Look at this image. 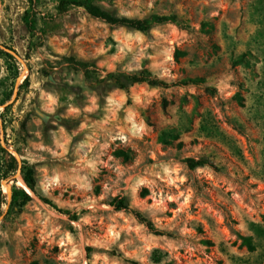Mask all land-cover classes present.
<instances>
[{
  "label": "rangeland",
  "instance_id": "rangeland-1",
  "mask_svg": "<svg viewBox=\"0 0 264 264\" xmlns=\"http://www.w3.org/2000/svg\"><path fill=\"white\" fill-rule=\"evenodd\" d=\"M61 1L0 0V264H264V0Z\"/></svg>",
  "mask_w": 264,
  "mask_h": 264
},
{
  "label": "trees",
  "instance_id": "trees-1",
  "mask_svg": "<svg viewBox=\"0 0 264 264\" xmlns=\"http://www.w3.org/2000/svg\"><path fill=\"white\" fill-rule=\"evenodd\" d=\"M65 5H76L84 8V10L90 15L91 17L95 19H99L108 25L112 26H120L129 28L138 32H147L154 24H163L169 21H176V17H160V16H152L146 19H130V18H121L116 17L103 8H101L98 5L93 4L90 0H63L60 2V11L64 12ZM26 25L28 26L29 30H33L32 22L28 18L27 13L25 16ZM64 63L67 64V67L73 70L82 71L84 77L86 80L90 78V71L88 70L89 64L87 62H83L80 60H77L73 57L65 58ZM112 79V86L116 89L120 90H126L130 86L136 85V84H155L160 82H155L154 78L151 77L150 73L147 70H143L139 73H133V74H118L111 76ZM24 83H27V80L24 81ZM5 151V150H3ZM9 162L4 168V177H12L15 175V173L18 170V164L15 160V158L9 154ZM186 166L188 169H196L201 168L204 166H212V164L205 159H192L188 158L185 160ZM22 179L25 183V185L28 187L29 190L34 191L35 189V177H34V170L31 167L28 166H22L20 169ZM18 199H21L22 204H25L27 201L30 200L29 193L24 189H18L14 190L12 202L15 204ZM110 205L113 207L115 211H122V210H128L129 209V203L126 198H120L116 197L114 198ZM135 217L143 224L148 227V229L153 230L152 224L148 222L145 218H143L139 213H135ZM244 245L247 246V248L252 249L251 246V239L250 238H242Z\"/></svg>",
  "mask_w": 264,
  "mask_h": 264
},
{
  "label": "bare ground",
  "instance_id": "bare-ground-1",
  "mask_svg": "<svg viewBox=\"0 0 264 264\" xmlns=\"http://www.w3.org/2000/svg\"><path fill=\"white\" fill-rule=\"evenodd\" d=\"M18 185H19L21 188H24L29 194L32 193V192L28 189V187L25 185L24 181L21 180L20 178H19V180H18Z\"/></svg>",
  "mask_w": 264,
  "mask_h": 264
}]
</instances>
